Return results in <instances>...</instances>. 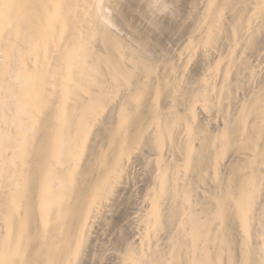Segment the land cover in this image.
Wrapping results in <instances>:
<instances>
[{
    "label": "bare ground",
    "instance_id": "bare-ground-1",
    "mask_svg": "<svg viewBox=\"0 0 264 264\" xmlns=\"http://www.w3.org/2000/svg\"><path fill=\"white\" fill-rule=\"evenodd\" d=\"M188 4L0 0V264H91L132 179L116 264H264V0Z\"/></svg>",
    "mask_w": 264,
    "mask_h": 264
},
{
    "label": "rangeland",
    "instance_id": "rangeland-1",
    "mask_svg": "<svg viewBox=\"0 0 264 264\" xmlns=\"http://www.w3.org/2000/svg\"><path fill=\"white\" fill-rule=\"evenodd\" d=\"M182 1H184V5H186V6H184V11H185V13H184V16H187V15H185L186 13H189L188 14V19H190V15H191V13H190V7L188 6L189 4V1H192V0H182ZM187 10H189V11H187ZM188 19H186V20H188ZM186 20H185V23H187V26H188V24H189V22L187 21L186 22ZM190 21V20H189ZM191 22V21H190ZM191 25V24H190ZM189 25V26H190ZM185 26H186V24H185ZM189 26L187 27V28H189ZM162 39L160 40L161 42H160V44L161 45H163V43L165 42V40H164V36H162L161 37ZM172 42V41H171ZM171 42H169L168 41V43H165L164 45H169L170 46V44H171ZM177 42L176 41H173V45H175ZM171 47H173L172 45H171ZM262 53V52H261ZM261 60H263V58L261 59ZM264 61V60H263ZM263 61H262V63H263ZM142 164V163H141ZM140 163H139V165L138 164H135V168L133 167V170L135 171V173H138L137 171H141L142 169L141 168H143V164L141 165ZM138 165V166H137ZM139 166H140V168H139ZM142 166V167H141ZM137 167H138V170H137ZM140 169V170H139ZM137 170V171H136ZM134 180L135 179H132L131 180V182L129 183V189H128V191H127V196H128V194H129V198L127 197V201L125 200V198H126V195H124V197L122 198V199H124V200H122L121 199V201H123L125 204V206L124 205H122L123 204V202H122V204H121V201L119 200L118 201V205H119V203L121 204L119 207H120V210H119V207H118V205L117 206H115L114 208H116V209H118V212L120 213V211H121V214H119V215H115L114 216V220L112 219V222H111V220H109V222H111V223H109V225H110V227L107 225V227H108V229H107V227L105 228V227H103L104 229H105V233L103 232V234H102V232H99V234H98V232H97V234L98 235H100V233H101V235L100 236H98V238L100 239V240H98V238L97 237H93V239H92V241H91V243L93 242V241H97V242H93V243H96V244H94V246H92V244H91V246H90V248H89V250L92 248L93 250H91L90 252H91V254L89 255L88 254V261H90L91 262V260L92 259H94V260H92L93 262H91V264L92 263H94V264H97L98 262H99V264H116V255H117V252L116 251H118L119 249H120V247H121V245H122V247H123V244H121L120 245V241L122 240L121 239V237L122 238H127V239H125V240H128L129 238L128 237H130V238H132L131 237V235L130 234H127V232H128V226H127V224H128V222L130 221V218H131V214H132V211L134 210V208H132L133 206H135V205H133V202L132 201H129L128 199H130V200H133V201H135L136 199L137 200H140V202H141V199H140V197L142 196L141 194L139 195V193H142V190H141V192L139 191V189H142V184H140V183H142V182H140L138 179H136V181L134 182ZM137 180H138V182H137ZM141 186H140V185ZM135 187H134V186ZM138 186V187H137ZM134 188V189H133ZM130 191V192H129ZM137 191V192H136ZM139 191V192H138ZM133 192V193H132ZM135 192H136V194H135ZM131 193L134 195L135 194V196H133V197H137V198H132V196H131ZM143 194V193H142ZM130 196H131V198H130ZM143 197V196H142ZM141 197V198H142ZM139 198V199H138ZM127 202V203H126ZM128 202H129V204H130V202H131V205H129L128 204ZM139 201H138V203H140ZM136 203H137V201H136ZM128 204V205H127ZM133 205V206H132ZM127 206V207H126ZM123 207H125L126 209L128 208V210H125L126 212H128L129 213V215L127 214V213H124V214H122V212H125V211H122V210H124V208ZM133 210H132V209ZM115 211H117V210H115ZM135 211V210H134ZM128 215V217H127V215ZM122 215V216H121ZM124 215V216H123ZM121 216V217H120ZM118 217V218H117ZM120 217V218H119ZM117 219V220H116ZM116 220V221H115ZM112 225V226H111ZM106 229H107V231H106ZM102 230V228L100 229V231ZM96 234V235H97ZM95 235V236H96ZM101 237V238H100ZM121 239V240H120ZM123 239V240H124ZM103 242H102V241ZM105 240V241H104ZM129 240H131V239H129ZM119 241V242H118ZM98 243L100 244V245H98ZM123 243H124V241H123ZM120 245V246H117V245ZM103 247H102V246ZM97 246V247H96ZM96 247V248H95ZM101 247V248H100ZM119 248V249H118ZM102 249V250H101ZM115 249H117V250H115ZM99 250H100V252H99ZM121 250V249H120ZM103 252H105V253H103ZM98 253H99V255H100V257L102 256V258H104L103 259V261L100 259V260H98V259H96V258H100L99 257V255H98ZM101 253V254H100ZM116 254V255H115ZM97 255H98V257H97ZM104 255V256H103ZM90 256L92 257V256H94V257H92V259L90 260ZM96 257V258H95ZM96 260H97V262H96ZM103 263H102V262ZM90 264V263H89Z\"/></svg>",
    "mask_w": 264,
    "mask_h": 264
}]
</instances>
